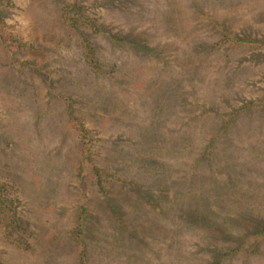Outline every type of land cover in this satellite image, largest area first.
Returning <instances> with one entry per match:
<instances>
[{"label": "rangeland", "instance_id": "374dc122", "mask_svg": "<svg viewBox=\"0 0 264 264\" xmlns=\"http://www.w3.org/2000/svg\"><path fill=\"white\" fill-rule=\"evenodd\" d=\"M81 220L88 264H264V0H0L1 262Z\"/></svg>", "mask_w": 264, "mask_h": 264}, {"label": "trees", "instance_id": "16d2710c", "mask_svg": "<svg viewBox=\"0 0 264 264\" xmlns=\"http://www.w3.org/2000/svg\"><path fill=\"white\" fill-rule=\"evenodd\" d=\"M66 9H69V8H66ZM238 41V39H236ZM86 46V49L87 51L89 52L88 53V57H92V61L94 62L95 59L93 58V51L92 49L89 47V45H85ZM70 115L72 117V120H75V117H74V114L73 112H70ZM77 124V128L79 129V132L80 134L82 135V139L86 142V145H87V142H88V137H87V132H86V129L84 128V126L82 124H80L79 122H76ZM88 146V145H87ZM92 161V152L90 150L89 147H87V149L85 150L84 152V158H83V163L86 165L87 163H90ZM18 215L15 214L13 218H7V224L10 225V226H14L16 225V227H22V224L20 222H18ZM84 220H81V222L79 223L78 225V228L77 230L75 231V235H76V238L79 242V245H81L83 247V250H82V264H88V261H87V253H86V249H85V244H84V241H83V237H84ZM264 235V233H263ZM0 264H3L0 260Z\"/></svg>", "mask_w": 264, "mask_h": 264}]
</instances>
